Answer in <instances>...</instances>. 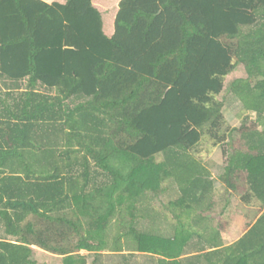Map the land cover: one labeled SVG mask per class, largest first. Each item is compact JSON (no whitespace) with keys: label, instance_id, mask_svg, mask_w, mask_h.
Masks as SVG:
<instances>
[{"label":"trees","instance_id":"trees-1","mask_svg":"<svg viewBox=\"0 0 264 264\" xmlns=\"http://www.w3.org/2000/svg\"><path fill=\"white\" fill-rule=\"evenodd\" d=\"M0 82V264H264V0H0ZM235 132L222 201L192 149ZM234 196L256 215L225 245Z\"/></svg>","mask_w":264,"mask_h":264},{"label":"rangeland","instance_id":"rangeland-1","mask_svg":"<svg viewBox=\"0 0 264 264\" xmlns=\"http://www.w3.org/2000/svg\"><path fill=\"white\" fill-rule=\"evenodd\" d=\"M245 70L243 67L238 68L233 75H231L226 81V90L219 97L225 104L224 114L226 116L228 125L231 128H240L244 122L246 113L243 112V105L237 99H234L229 92L230 84L236 78H245ZM235 139L228 135L224 144L213 147L212 142L207 135H204L201 142L192 149V154L198 159L202 160L204 164L210 169L214 178H216V187L219 193L220 199L224 198L225 186L220 181V176L225 171V165L228 155L223 154V148L228 150L230 154L232 147L229 145L232 139L235 141L240 138V135L235 132ZM163 157H159L158 161L162 162ZM165 187L163 192L154 195L155 202L153 203V208L159 219H163V216L171 223L175 222L172 214V207L169 206V201L175 198L174 191L172 190L171 183L165 181L161 185ZM153 193H151V196ZM221 201V202H222ZM231 204L228 206L223 221L230 222L229 227L225 230V237L228 243H232L237 240L242 233L247 229V224L251 221L255 215V210H250L248 207L241 204L238 197H231ZM216 212L219 210V206L215 208ZM217 213H215L216 215ZM219 216H217L218 218ZM140 231L151 230L153 228L152 223L149 220H139ZM115 234V232H111ZM126 241V240H125ZM126 243V242H125ZM99 253V254H98ZM82 255L89 257V264H127L125 257H130L131 253L126 249L124 253H112L108 249H103L102 252L89 253L87 251L82 252ZM41 264H64V257L55 256L50 253H45V251L39 255ZM130 260V259H129ZM132 264H157V256L150 254L137 253L134 259L130 260Z\"/></svg>","mask_w":264,"mask_h":264},{"label":"crops","instance_id":"crops-1","mask_svg":"<svg viewBox=\"0 0 264 264\" xmlns=\"http://www.w3.org/2000/svg\"><path fill=\"white\" fill-rule=\"evenodd\" d=\"M0 89H3V90H4V87L2 86L1 82H0ZM188 229H189L191 232L193 231V229H190V228H188ZM243 234H244V233H242V235H243ZM242 235H241V236H242ZM241 236H240V237H241ZM240 237H239V238H240ZM222 238H223V241H224V244H225V245L232 244L233 242L236 241V240H235V241H233L232 243H228L227 240H226V237H225V232L222 233ZM239 238H238V239H239ZM193 239H197V237H193ZM238 239H237V240H238Z\"/></svg>","mask_w":264,"mask_h":264}]
</instances>
